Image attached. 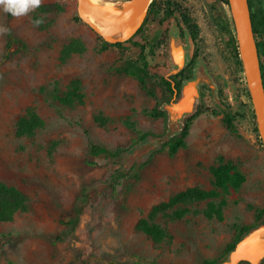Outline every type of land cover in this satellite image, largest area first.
<instances>
[{"label": "rangeland", "instance_id": "1", "mask_svg": "<svg viewBox=\"0 0 264 264\" xmlns=\"http://www.w3.org/2000/svg\"><path fill=\"white\" fill-rule=\"evenodd\" d=\"M97 1L101 7L124 11L128 0ZM251 1L252 11L264 18V0ZM51 2L61 8L39 14V25L37 8L20 18L0 8V27L8 29L0 34V181L19 188L28 198L25 211L12 221H0V264H204L208 260L264 264V252L255 261L232 262L242 239L256 230L264 237V147L255 98L222 29L230 30L238 46L229 3L158 0L149 22H144V14L123 39L142 27L139 37L147 44L146 58L157 71L147 77L149 94L121 70L126 60L138 56V48L104 47L107 38L80 17L77 0L41 4ZM182 13L200 29L194 41L198 57L181 88L197 75L204 79L194 110L182 118L179 130L169 134L165 105L181 94L178 98L171 94L162 78L176 73L170 57L171 34L184 39L189 33ZM160 18L164 22L159 26ZM254 38L258 47L260 37ZM75 41L82 42L85 50L63 59V49ZM261 72L264 81V69ZM75 79L81 81L83 103L58 104L56 95ZM155 107L165 110L167 117L144 112ZM29 108L43 124L33 135L19 136L17 122ZM194 113L198 115L185 146L174 156L167 147L161 150ZM226 115L233 117L235 130L227 127ZM128 121L154 135L117 157L90 155V141L109 148L129 147L133 132ZM220 157L244 173L246 180L239 189L218 190V197L180 203L156 215L151 221L169 234L164 241L155 242L137 228L154 206L175 194L193 187L213 189L211 167ZM81 199L83 209L77 213ZM221 199L227 202L222 218L206 216L208 203ZM183 208L189 212L182 218L169 216ZM250 224L256 228L228 251L236 227Z\"/></svg>", "mask_w": 264, "mask_h": 264}, {"label": "trees", "instance_id": "2", "mask_svg": "<svg viewBox=\"0 0 264 264\" xmlns=\"http://www.w3.org/2000/svg\"><path fill=\"white\" fill-rule=\"evenodd\" d=\"M226 3H229L228 0H223ZM158 0H153L149 5L147 14L144 18V22H149L152 14L155 13L156 4ZM249 12H250V20L253 27V32L255 35L260 37L258 41L259 47V58L261 71L264 69V18L259 16L256 12L252 11V1L247 0ZM61 6L58 3H44L41 4L37 8L38 15L35 17V20H40L41 16L39 14H48L51 12H55L59 10ZM11 14L9 13V16ZM182 22L186 25L192 39L195 41L199 34V25L194 22L188 15L182 13ZM153 21H156L154 18ZM163 20L160 18L159 26L163 24ZM143 26V25H142ZM222 29L228 35V39L231 40L233 45V50L235 53L236 60L239 65H241V60L238 52V46L235 42V38L231 35L230 30L227 27H222ZM142 27H139L137 31L130 36L129 38L123 41H105L104 47L107 46H116L122 49L127 48L128 46H133L138 48L139 53L136 58H131L126 60L121 70L127 75L135 77L141 87L149 94L151 92L147 86V77H149L150 72L157 73L156 67L149 63L146 58L147 55V44L144 43L139 35L141 34ZM181 36V35H180ZM85 50V46L80 41H75L68 44L63 49V59L69 57L72 53H82ZM198 57L197 52L194 53L193 57L187 63V65L177 73L170 76V79L163 77L162 83L169 90V92L173 95H176L178 98L181 94V86L182 82L185 79L190 78V74L192 73V69ZM263 77V72H262ZM174 82V83H173ZM177 89V92H175ZM56 100L58 104L62 106H75L77 104H81L84 101V93L82 91L81 81L78 79L73 80L67 90L62 94L56 95ZM147 115L158 118V117H167V113L165 110L155 107L151 110L144 111ZM198 115V113H194L187 118L184 123V126L178 136L172 137L167 143L163 144L162 149L167 147L168 152L171 156H174L180 148H183L186 144V137L189 134V130L191 127L192 120ZM224 121L227 127L231 130H235L234 119L233 117L226 115ZM43 124V120L39 116V114L32 108H29L27 112L18 120L17 122V134L19 136H31L35 133V131L40 128ZM128 126L133 132V138L131 140V144L129 147H116L109 148L105 145L99 144L94 141L89 142V153L91 156H98L101 154L117 157L125 152L128 149L141 141H144L150 136H153L150 131H143L137 129L133 122L128 121ZM90 165H94L95 162L89 161ZM211 173L213 176V184L214 188L211 190H204L198 187L189 188L185 191L179 192L175 194L171 199L167 202H162L153 207L149 218H142L137 225V228L144 232L147 236H149L155 242H161L166 240L169 237V234L165 228L160 226L157 223L152 222L151 220L160 213H167L169 209L173 208L177 204H188L196 201L212 199L219 196V191H228L229 188H233L235 190L239 189L246 180V177L243 172H241L231 161H226L223 157L218 159L217 164L211 167ZM137 179H140L138 174H134ZM27 195L15 186L8 185L4 182L0 181V221L8 222L12 221L15 215L18 212L25 211L27 209ZM227 204L225 199H221L218 203L215 201H211L208 203L207 210L205 211V215L208 217L216 216L219 219L222 218V208ZM84 201L81 199L77 206V213H80L83 209ZM189 209L183 208L180 210H173L169 213V216L172 219H180L182 218ZM258 220V216L256 217ZM256 228V225H240L236 227L235 235L233 241L228 245V251L234 249L235 244L243 237L244 234L249 232L250 230ZM204 264H215L214 260H208Z\"/></svg>", "mask_w": 264, "mask_h": 264}, {"label": "water", "instance_id": "3", "mask_svg": "<svg viewBox=\"0 0 264 264\" xmlns=\"http://www.w3.org/2000/svg\"><path fill=\"white\" fill-rule=\"evenodd\" d=\"M153 0H128L126 9L124 11H114L88 2V0H77V10L80 17L86 21L97 33L104 35L100 30L95 28L89 19V16H96L105 21L113 23H130L136 20L143 13L145 14ZM247 1V0H246ZM231 14L233 17L236 38L240 53L242 66L245 75L250 84L256 104V118L257 126L261 136L264 147V81L261 72L259 50L254 38L252 23L250 20V37L252 45L248 41L245 33L242 31L239 3L240 0H228ZM248 5V3H247ZM249 10V7H248ZM250 17V12H249ZM179 35V34H178ZM177 35V36H178ZM175 33L171 34L170 53L173 54L176 73L184 68L185 58L183 54V46L181 40ZM107 38V37H106ZM192 46L194 47V40L190 37ZM125 39L107 38V41H123ZM174 51V52H172ZM175 53V54H174ZM193 57V52L192 55ZM191 57V58H192ZM191 60V59H190ZM204 79L203 75H197L194 79H189L181 88V96L165 105L170 116V131L169 134L179 130L181 120L184 116L192 113L194 104L199 97V85ZM174 83V82H173ZM177 92V89H175ZM264 252V238L260 237V231H253L248 237L242 239L238 243L232 262H236L239 258H247L255 261Z\"/></svg>", "mask_w": 264, "mask_h": 264}, {"label": "bare ground", "instance_id": "4", "mask_svg": "<svg viewBox=\"0 0 264 264\" xmlns=\"http://www.w3.org/2000/svg\"><path fill=\"white\" fill-rule=\"evenodd\" d=\"M88 2L98 5L99 2L97 0H88ZM101 6V5H100ZM111 6V5H110ZM108 7V6H107ZM113 7V6H112ZM116 7V6H115ZM239 11L241 18L242 31L245 33L250 46L252 45L251 37H250V17L249 10L246 0H240L239 3ZM144 13L139 16L136 20L130 23H113L109 21H105L96 16H89L91 24L100 30L107 38H119L123 39L127 37L132 31L135 25L142 19Z\"/></svg>", "mask_w": 264, "mask_h": 264}, {"label": "clouds", "instance_id": "5", "mask_svg": "<svg viewBox=\"0 0 264 264\" xmlns=\"http://www.w3.org/2000/svg\"><path fill=\"white\" fill-rule=\"evenodd\" d=\"M41 3L42 0H0V8L13 17L20 18L38 8ZM41 22V20H37L35 24L39 25ZM7 31L8 29L0 27V34Z\"/></svg>", "mask_w": 264, "mask_h": 264}, {"label": "crops", "instance_id": "6", "mask_svg": "<svg viewBox=\"0 0 264 264\" xmlns=\"http://www.w3.org/2000/svg\"><path fill=\"white\" fill-rule=\"evenodd\" d=\"M175 34H176V36L178 35V33H175ZM177 37H179V40H181V44L183 46L182 51H183V54H184L185 63H187L191 59V57H192L191 56L192 55V52H194V47L192 46L191 39H190L191 35H190V33H187L185 35L184 39L180 35H178ZM172 52H174V51H172ZM170 57H171L172 63H174L173 62L174 61L173 60L174 59L173 54L171 56V53H170Z\"/></svg>", "mask_w": 264, "mask_h": 264}, {"label": "flooded vegetation", "instance_id": "7", "mask_svg": "<svg viewBox=\"0 0 264 264\" xmlns=\"http://www.w3.org/2000/svg\"><path fill=\"white\" fill-rule=\"evenodd\" d=\"M195 53V52H194ZM197 60V59H196Z\"/></svg>", "mask_w": 264, "mask_h": 264}]
</instances>
